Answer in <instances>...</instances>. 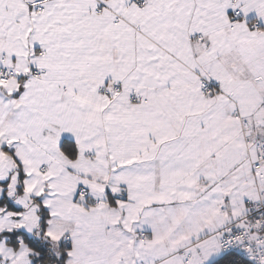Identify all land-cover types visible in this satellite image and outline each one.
Masks as SVG:
<instances>
[{"label": "crops", "instance_id": "crops-1", "mask_svg": "<svg viewBox=\"0 0 264 264\" xmlns=\"http://www.w3.org/2000/svg\"><path fill=\"white\" fill-rule=\"evenodd\" d=\"M0 64L20 72L0 85V141L32 155L48 200L74 213L65 264L220 255L212 233L260 191L264 0H0Z\"/></svg>", "mask_w": 264, "mask_h": 264}, {"label": "rangeland", "instance_id": "rangeland-1", "mask_svg": "<svg viewBox=\"0 0 264 264\" xmlns=\"http://www.w3.org/2000/svg\"><path fill=\"white\" fill-rule=\"evenodd\" d=\"M2 146H6L8 150ZM11 147L7 141H0V264L31 263V249L23 238V232L47 242L53 251L60 255L59 242L65 240L64 229L72 223L74 213L69 209L61 213L60 209L48 200L45 187H41L38 179L40 170L35 169L36 159L23 149ZM21 163L23 168L20 167ZM250 182L252 191L257 188L264 190V177L256 183L253 180ZM251 193L247 200L256 198L255 192ZM246 208L244 201L237 205V218L242 212L245 214ZM63 216L68 219L63 220ZM17 231L21 233L15 234V243L8 240ZM210 241L212 255L216 257L221 251L212 238ZM65 252L68 258H76L69 249Z\"/></svg>", "mask_w": 264, "mask_h": 264}, {"label": "built area", "instance_id": "built-area-1", "mask_svg": "<svg viewBox=\"0 0 264 264\" xmlns=\"http://www.w3.org/2000/svg\"><path fill=\"white\" fill-rule=\"evenodd\" d=\"M139 4L142 0H136ZM38 12L42 10L40 6L36 9ZM242 17L240 10H233L230 14L231 28L237 19ZM262 22L254 21L251 23V28L258 29ZM40 71L33 70L31 75L35 78L40 76ZM20 72L12 66L0 64V83H6L11 78L17 77ZM197 86L202 93H206L211 88V82L202 76L197 78ZM116 89V85L112 83H103L100 85L99 90L103 94L111 96ZM264 127V125H263ZM243 133L249 132V128L243 124ZM257 157L256 161L251 164L252 171L257 178L264 177V135L256 144ZM77 194L81 198H87L88 193L84 187H79ZM111 227L105 228L108 232ZM216 239V246L220 249L221 253L235 252L243 259L251 261L253 264H264V190L257 193V198L250 202L247 212L243 217L236 221H230L221 227L219 230L212 233ZM140 237H144L142 233ZM183 254V250H180ZM136 264H143L139 261Z\"/></svg>", "mask_w": 264, "mask_h": 264}, {"label": "trees", "instance_id": "trees-1", "mask_svg": "<svg viewBox=\"0 0 264 264\" xmlns=\"http://www.w3.org/2000/svg\"><path fill=\"white\" fill-rule=\"evenodd\" d=\"M3 149L8 150L6 146H2ZM60 149L69 157L76 156V146L72 141L67 139L62 140L60 143ZM111 227V226H110ZM112 229V227H111ZM43 232V231H42ZM21 233L17 231L13 233V236L8 239L15 243V234ZM23 238L26 241L27 245L31 249L30 254V264H65V258L67 256L65 250L69 249V245L62 241L59 242V248L61 254L58 255L56 252L53 251L50 244L47 242L37 239L34 237H30L23 232ZM208 264H253L251 261L243 259L235 252H225L221 253L217 258L212 260Z\"/></svg>", "mask_w": 264, "mask_h": 264}]
</instances>
